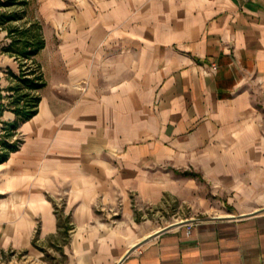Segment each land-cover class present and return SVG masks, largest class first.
Returning a JSON list of instances; mask_svg holds the SVG:
<instances>
[{
  "label": "crops",
  "instance_id": "crops-1",
  "mask_svg": "<svg viewBox=\"0 0 264 264\" xmlns=\"http://www.w3.org/2000/svg\"><path fill=\"white\" fill-rule=\"evenodd\" d=\"M41 1L37 113L0 115V140L22 136L0 162V264L67 233L71 264H264V0ZM175 203L208 215L135 226Z\"/></svg>",
  "mask_w": 264,
  "mask_h": 264
},
{
  "label": "trees",
  "instance_id": "trees-1",
  "mask_svg": "<svg viewBox=\"0 0 264 264\" xmlns=\"http://www.w3.org/2000/svg\"><path fill=\"white\" fill-rule=\"evenodd\" d=\"M4 0L0 1V6H11L19 3L27 4L26 0ZM22 18L15 12L0 13V26L6 30L10 43L1 48L3 52L14 56L19 61V74L8 72L13 84L7 87L9 94L6 96L8 103L6 106L1 104L0 115L4 109L12 111L17 117L18 122L29 120L37 113L40 101L39 90L46 82L44 80L40 65L33 57L43 48L44 40L41 34V27L37 22H30L29 26H5L6 23ZM29 61V62H27ZM18 122L7 123L4 127L5 133L0 140V162L4 161L9 152L17 149L16 142H10L13 131L18 126Z\"/></svg>",
  "mask_w": 264,
  "mask_h": 264
},
{
  "label": "rangeland",
  "instance_id": "rangeland-1",
  "mask_svg": "<svg viewBox=\"0 0 264 264\" xmlns=\"http://www.w3.org/2000/svg\"><path fill=\"white\" fill-rule=\"evenodd\" d=\"M17 2L21 1L18 0ZM26 2L27 4L25 5H20L19 3H16L15 5L11 6H0V13L15 12L17 16L22 15V17H24L18 18L17 20L12 21L10 23H6L5 26H25L28 21L37 22L39 26H41L42 20H40L38 14L42 1L26 0ZM3 28L0 26L1 58H4L1 48L6 46L4 44L8 43L7 40H5L7 37V32ZM8 86L9 85L5 86V83L2 82L0 84V91H7ZM13 132V136L10 137V139H12L14 142L20 143L22 140L21 134L16 131ZM204 188V194L202 196L206 197L207 201H214L213 199L215 198L212 197L211 193H207L208 189L206 187ZM199 208L197 209L194 206L190 207L186 205H178L177 203H175V205H165L162 208H159L158 206L152 208L150 207L141 211L139 215L136 214L138 212H135L134 214H136L137 217L134 222L137 228H140L145 232H151L182 220L207 217L208 214ZM68 243L69 242L67 233L66 235L60 236L58 240H55L52 243L50 242V240L43 243L40 242L39 245L36 247V254L33 255L32 258H30V256L27 257L28 254H26V252L17 254V256H14V259L11 258L13 254H8L9 258L6 264H71L69 256L70 254H68L66 252V249L63 248L65 245H68Z\"/></svg>",
  "mask_w": 264,
  "mask_h": 264
},
{
  "label": "water",
  "instance_id": "water-1",
  "mask_svg": "<svg viewBox=\"0 0 264 264\" xmlns=\"http://www.w3.org/2000/svg\"><path fill=\"white\" fill-rule=\"evenodd\" d=\"M186 222H187V221H180V222L172 223V224H170V225H168V226L162 228L161 230L155 232V233L152 234V235H157V234H159V233L162 232V231L168 230V229H170V228H173L174 226H177V225H180V224H184V223H186ZM152 235H150L149 237H151ZM147 239H148V238H145V239L142 240L141 242H138L137 244H135L134 246H132V247L128 250L127 254H129L132 250H134L135 248H137L138 246H140V245H141L142 243H144Z\"/></svg>",
  "mask_w": 264,
  "mask_h": 264
},
{
  "label": "built area",
  "instance_id": "built-area-1",
  "mask_svg": "<svg viewBox=\"0 0 264 264\" xmlns=\"http://www.w3.org/2000/svg\"><path fill=\"white\" fill-rule=\"evenodd\" d=\"M217 64H215V63H211L209 66H208V71H210V72H216V70H217ZM17 144L19 143V142H16Z\"/></svg>",
  "mask_w": 264,
  "mask_h": 264
}]
</instances>
